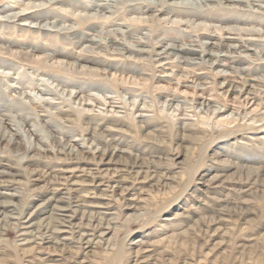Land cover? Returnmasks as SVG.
<instances>
[{"label": "rangeland", "instance_id": "1", "mask_svg": "<svg viewBox=\"0 0 264 264\" xmlns=\"http://www.w3.org/2000/svg\"><path fill=\"white\" fill-rule=\"evenodd\" d=\"M8 1L0 0V163L16 176L0 174V187L17 194L23 215L93 194L113 214L98 228L110 233L90 246H24L2 221L0 264H264V0H200L208 17L198 19L175 0H35L25 12L39 16L9 19L25 6ZM202 40L208 51L177 52L196 63L161 56L167 44ZM209 51L227 54V66L211 64ZM103 155L118 160L104 165ZM223 160L233 167L221 169ZM80 165L88 171L68 175L84 173L93 186L63 190L70 181L57 174ZM248 182L252 193L242 190Z\"/></svg>", "mask_w": 264, "mask_h": 264}, {"label": "bare ground", "instance_id": "2", "mask_svg": "<svg viewBox=\"0 0 264 264\" xmlns=\"http://www.w3.org/2000/svg\"><path fill=\"white\" fill-rule=\"evenodd\" d=\"M24 2H22L21 0H9L8 2L10 4H14V5H18V6H25L24 9L20 12L17 13H12V14H8L9 15V19H15V18H20L24 15L26 16H30V14L33 13H37V16H39V10L36 11H30V12H25V11H29L31 8L37 7L36 5H34L35 3H37V1L35 2V0L26 2V0H23ZM56 2V5L59 4L60 0H53ZM52 1V2H53ZM100 1H104V0H100ZM107 1V0H105ZM111 1V0H109ZM115 1V0H114ZM127 1V0H126ZM146 3H149L148 5L150 6L151 3H159V4H165L168 0H144ZM205 1V0H203ZM203 1L200 0H175L174 2H170V4H177V5H183L184 7H188L194 11H197V19L202 17H208V12L205 15L204 12V4ZM207 1V0H206ZM212 1V0H211ZM22 2V4L20 3ZM62 2V1H61ZM108 2V1H107ZM133 2V1H132ZM213 2V1H212ZM54 3V2H53ZM63 3V2H62ZM99 1L95 2V4H91L92 6H101L102 8H105L107 10L108 5L106 6V2H104L103 4ZM110 3V2H109ZM140 3V2H139ZM8 4V3H7ZM9 4V5H10ZM48 4V3H47ZM169 4V2H168ZM42 5V3H41ZM40 5V6H41ZM44 5V4H43ZM71 5V4H70ZM88 5V4H87ZM154 5V4H151ZM156 5V4H155ZM154 5V6H155ZM210 5V4H209ZM58 6V5H57ZM60 7V6H59ZM89 7L90 4H89ZM162 7V6H161ZM4 8V7H3ZM2 8V9H3ZM7 8V6H6ZM16 8V6H15ZM61 8V7H60ZM98 8V7H97ZM111 8V5L108 7ZM149 8V7H148ZM1 9V8H0ZM5 9V8H4ZM13 9V8H12ZM83 10L85 11H89L86 10L84 7H82ZM100 9V8H99ZM6 10V9H5ZM4 10V11H5ZM159 10V9H158ZM189 10V9H188ZM102 11V10H101ZM108 11V10H107ZM106 11V12H107ZM110 11V10H109ZM160 11V10H159ZM199 11V12H198ZM2 12V10H1ZM103 12V11H102ZM101 12V13H102ZM76 13V12H75ZM85 13V12H84ZM79 14V13H78ZM85 15V14H84ZM204 15V16H203ZM47 16V15H46ZM36 17L35 15L30 16V18H34ZM136 17V16H135ZM141 17V16H140ZM27 18V17H26ZM42 18V17H41ZM214 18V16H213ZM126 19V18H125ZM133 19V18H132ZM210 19V16L209 18ZM216 19V18H215ZM212 20V19H211ZM214 20V19H213ZM245 20V19H244ZM243 20V21H244ZM90 21H94V20H90ZM131 21V20H130ZM135 21V20H134ZM193 21V20H192ZM218 21V20H217ZM239 21V20H238ZM242 21V20H241ZM180 22V21H179ZM182 22V21H181ZM185 22V21H184ZM229 22V21H228ZM131 23V22H130ZM238 22H236L237 24ZM209 25V24H208ZM231 25V24H230ZM34 26V25H33ZM47 26V25H46ZM204 26V24H203ZM207 26V25H205ZM39 27V26H38ZM60 28V26H58ZM239 27V25H238ZM241 27V25H240ZM207 28V27H205ZM224 28V27H223ZM23 30V29H22ZM79 30V29H78ZM81 30V29H80ZM206 30V29H205ZM207 30H209V27L207 28ZM114 32V31H113ZM119 32H121V30H119ZM243 32V31H242ZM85 33V32H84ZM89 33V32H88ZM77 34V33H76ZM93 34V33H92ZM210 35V34H208ZM92 36V35H91ZM86 38V37H84ZM88 40L92 41V43L96 44V46H99L100 44L104 43L102 41V39H99L97 37H91V38H87ZM241 40V39H240ZM81 41V40H80ZM115 40H110L109 42H114ZM203 41V40H202ZM72 42V41H71ZM11 44V43H10ZM207 44H209L206 41L201 42L200 44L198 43H192L190 45L187 46H175V45H168L166 47H164L162 50H160L161 56H172L175 55V57L178 55L177 58H184L181 57V55H179L177 52H182L183 54H189V55H199L201 54L204 50L208 51ZM105 45V44H104ZM124 45V44H122ZM9 46V45H7ZM89 46V45H88ZM92 46V45H91ZM237 46V45H236ZM11 47V46H10ZM9 48V47H7ZM94 48V46H93ZM235 48V46H234ZM53 51L52 54H56L54 53L55 51L58 50V48H53L51 49ZM11 51V50H10ZM61 51V50H60ZM13 54V53H12ZM208 54H210V56H216L215 60L213 63L211 64H216V65H221V66H227V61H228V55H224L221 54L219 55V53H215L212 51H209ZM180 56V57H179ZM244 56V55H243ZM238 57V56H237ZM245 57V56H244ZM173 57H170V59ZM196 63V61H193L192 57H185L181 62H189L191 61ZM200 59L202 61H206L209 62V59H205V57H200ZM87 60H90L89 58ZM247 68V67H246ZM219 72H224L225 71H219ZM8 73V72H7ZM227 74V73H226ZM248 80H255V79H250L248 78ZM244 84V83H243ZM54 91V90H53ZM56 92V91H55ZM49 94V93H48ZM173 99H170V101ZM220 108V107H219ZM221 109V108H220ZM219 109V110H220ZM218 110V109H217ZM220 112V111H219ZM44 113V112H43ZM7 116V115H6ZM64 121V120H63ZM64 125V124H63ZM67 127V126H66ZM116 128H112L109 127L106 128V130H114ZM119 129V128H118ZM5 130V129H4ZM21 130V129H20ZM32 130V129H31ZM48 132V131H47ZM50 133V132H49ZM53 133V132H52ZM149 134V133H148ZM18 135V133H17ZM52 135V134H51ZM6 135H4L1 140H5L7 137H5ZM14 136V135H13ZM12 137V136H11ZM33 137V136H32ZM53 137V136H52ZM57 137V136H56ZM55 137V138H56ZM29 139V138H28ZM51 139V138H50ZM84 139V138H83ZM27 140V139H26ZM13 139L10 138L8 140L9 143H12ZM32 141V139H31ZM241 141V140H240ZM27 142V141H26ZM264 142V140H263ZM17 143L20 144V141H17ZM32 143V142H31ZM60 143V140H59ZM255 144V143H254ZM15 145V143L13 144ZM59 145V144H58ZM68 146V144H66ZM65 145V146H66ZM257 144H255L256 146ZM27 146V145H26ZM32 145L29 143L28 146V150L32 152ZM54 146V145H53ZM81 147V146H80ZM17 148V147H16ZM44 148V147H43ZM47 149V148H46ZM93 149V148H92ZM103 149V147H102ZM69 150V149H68ZM81 150V148H80ZM105 150V149H104ZM252 150H254V147L252 148ZM103 151V150H102ZM108 151V150H107ZM264 151V150H263ZM97 152V150H96ZM248 152V151H247ZM220 153V152H219ZM217 153V154H219ZM99 154V153H98ZM249 154V152H248ZM97 155V153H96ZM260 155V154H259ZM83 156V155H82ZM88 157V156H87ZM109 156H105L103 155L102 157V164L104 165H110L113 164V161L115 158L113 156H111L108 159ZM99 158V157H98ZM249 158V157H248ZM257 158V157H256ZM108 159V160H107ZM254 159V158H253ZM257 160V159H256ZM246 161V160H245ZM252 161V160H251ZM260 161V160H259ZM101 162V161H100ZM134 162V161H133ZM220 163V164H219ZM217 164H219V167L221 169H228L233 167V165L231 163H229L228 161H224L223 162H219ZM8 165L5 163H0V174H7V176L9 174L12 173V175L16 176L15 172H12L10 170V168L7 167ZM77 170H85L88 171V169H86L85 166H77L76 168H73L71 170L69 169H62L60 170V172H63L62 174H57L59 175V177L63 180H67L68 182L70 181V185H68L67 187L63 188V190H67V191H74V192H79L81 190H85L88 189L89 187L93 186L91 185L87 179H85L86 176L83 175H77L75 177L73 176H69L68 173H72V171H77ZM98 171V168L97 170ZM103 170H99V172L102 173ZM114 171H116L117 173V179L116 182H122L126 180L127 177V170L126 169H114ZM48 172V171H47ZM65 173L67 174V177L65 176ZM86 173V172H85ZM94 173V172H93ZM104 173V172H103ZM151 173V172H150ZM80 174V173H79ZM97 174V173H96ZM144 174V173H143ZM156 176V175H155ZM123 177V179H121ZM10 178V177H9ZM70 178V179H69ZM76 178V179H75ZM161 178V177H160ZM214 178H218V175H214L210 178V180L213 181V183H218L217 181L219 180H214ZM1 180V179H0ZM164 180V179H163ZM50 181V180H49ZM54 181V180H53ZM162 181V180H161ZM8 182V181H7ZM167 182V180H166ZM103 183V182H102ZM253 183H256L253 182ZM251 182L245 183L246 186L242 189L243 192L245 193H252V189L253 186ZM64 183H61V185ZM257 184V183H256ZM205 185V184H204ZM218 185V184H217ZM9 186L7 185H1L0 187V223L2 221H6L7 223L11 224V225H15L17 230H18V236H19V242L26 246L29 245L31 243H36L39 244L40 243H44L49 245L50 243H53L55 245H66L67 243H73L76 239L79 241L84 242L86 245H91L92 242H94V240H96V238H103L104 236H107V234L110 233L109 231V227L107 228V230H105L104 232H100L98 233V228L102 225L104 216L106 215H112L113 212L112 210L109 208V204L107 205V203H105L104 201L107 199L105 196L101 197L100 195H89L88 198L84 200L83 202H78V203H74L72 204H66V205H60L59 203H54L49 199L46 200V202L44 203H39L37 204L32 210L28 211L27 213H25L24 215L21 214L19 208H18V201L17 199V194L15 192H13L10 188H7ZM117 188H122V191H125V184L122 185H117ZM110 190V189H109ZM128 190V189H127ZM131 190V189H130ZM202 190V189H201ZM126 192V191H125ZM131 192L128 191L127 194H130ZM76 195V194H75ZM52 196V195H51ZM61 196V195H60ZM72 196V195H71ZM87 198V197H86ZM224 199V198H223ZM65 200L64 198H62V201ZM43 202V201H42ZM106 218V217H105ZM218 218V217H217ZM93 222H92V220ZM89 220H91V222H89ZM170 220V219H169ZM93 223V224H92ZM84 229V230H83ZM100 229V228H99ZM46 236V237H45ZM110 238H107V240H109ZM67 242V243H66ZM136 245V243L133 242V245ZM142 248V247H141ZM145 249V248H144ZM142 259V258H141ZM139 260V259H138ZM138 262V261H137ZM144 262V261H142Z\"/></svg>", "mask_w": 264, "mask_h": 264}]
</instances>
